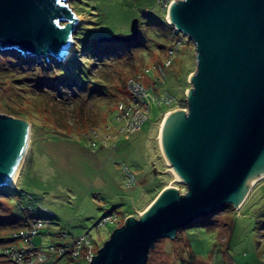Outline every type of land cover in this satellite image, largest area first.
I'll return each instance as SVG.
<instances>
[{
	"label": "rangeland",
	"instance_id": "374dc122",
	"mask_svg": "<svg viewBox=\"0 0 264 264\" xmlns=\"http://www.w3.org/2000/svg\"><path fill=\"white\" fill-rule=\"evenodd\" d=\"M169 1L66 0L79 19L72 23L73 50L64 62L0 51V114L30 124L16 183L0 189V245L9 230L34 216L27 215L29 206L42 205L55 214L54 224L34 242L58 243L50 260L67 263L68 254H56L72 248L64 232H88L81 252L95 254L129 216L140 218L135 211L142 212L162 189L186 192L168 170L158 138L167 112L186 114L188 76L196 69L194 44L166 20ZM135 18V41H98L128 33ZM132 79L146 91L145 103L134 102ZM168 93L176 98L170 107ZM145 114L141 127H133ZM111 215L113 222L97 227ZM16 245L24 246L21 240ZM0 264L15 263L0 255ZM75 264L88 263L80 255ZM145 264H264V179L239 207L226 203L173 238L158 240Z\"/></svg>",
	"mask_w": 264,
	"mask_h": 264
},
{
	"label": "water",
	"instance_id": "95a60500",
	"mask_svg": "<svg viewBox=\"0 0 264 264\" xmlns=\"http://www.w3.org/2000/svg\"><path fill=\"white\" fill-rule=\"evenodd\" d=\"M76 20L66 0H0V51L64 60ZM166 20L196 51L187 112H167L158 135L168 170L186 192L162 189L88 264H145L158 240L226 203L238 207L249 183L264 174V0H172ZM138 24L135 18L128 33L98 41L133 42ZM29 134V123L0 114V187L14 185Z\"/></svg>",
	"mask_w": 264,
	"mask_h": 264
},
{
	"label": "built area",
	"instance_id": "2783aa9c",
	"mask_svg": "<svg viewBox=\"0 0 264 264\" xmlns=\"http://www.w3.org/2000/svg\"><path fill=\"white\" fill-rule=\"evenodd\" d=\"M168 0H164V5L166 6ZM172 1V0H170ZM169 1V2H170ZM136 84L139 85L135 80H131L129 84H131V87L134 88L132 93L134 94L133 99L134 102L138 101H144L145 103V96L146 91H139L136 88ZM148 93V92H147ZM167 105L170 107L172 104L175 103V98L168 94L166 96ZM147 101V99H146ZM139 102V103H140ZM148 111V110H147ZM121 113H125L128 115V113L121 111ZM148 113V112H147ZM147 116L146 114L140 119L138 124H134L133 127L141 125L145 120ZM133 123V122H132ZM44 211L48 212L49 214H53L51 211L47 210L46 208H42ZM109 220H104L103 222H98L102 226V224L105 222L106 224L113 222V216L111 215ZM107 221V222H106ZM52 223L51 219L49 218H42V217H36L33 216L30 220L26 222V226L17 230V232H14L12 237L21 240L25 243L23 247H19L16 245L11 244L10 247L4 249L3 255H8L11 259V261L15 264H74V262L79 258L80 255L84 257V259L89 263L92 259L91 256H94L95 254L89 252L88 254H83L81 251L82 249L87 247V244H89V235L88 232L81 236H72L66 239L67 245L66 247H72L71 250L65 249V248H59L56 251V254L58 257H64L66 254H68V257H66V261L64 263H61V260L64 259H55V261L51 262L50 256L55 253L54 245L50 246L48 250L43 251L40 249H37L33 246V239L37 236L38 232L41 231L43 228L47 227ZM63 238H65V235H61ZM87 243V244H85ZM69 251V252H68ZM65 254V255H64Z\"/></svg>",
	"mask_w": 264,
	"mask_h": 264
},
{
	"label": "trees",
	"instance_id": "16d2710c",
	"mask_svg": "<svg viewBox=\"0 0 264 264\" xmlns=\"http://www.w3.org/2000/svg\"><path fill=\"white\" fill-rule=\"evenodd\" d=\"M32 59H33V58H32ZM168 94L172 95L171 93H168ZM172 96L174 97V95H172ZM174 98H175V97H174ZM175 99H176V98H175ZM146 103H147V105H148V102H147V101H146ZM146 120H147V118H146ZM146 120H145V121H146ZM145 121H144V122H145ZM142 124H143V123H142ZM142 124H141V125H142ZM141 125H140V127H141ZM0 189H2V190H7V191H8V190H12L11 187H8V186L0 187ZM161 189H162V188H161ZM42 208H45V206L39 205L38 208L35 209V210L32 209V208L29 206V207H28V213H27V215H28V216H30V215H34V216H36V217L49 218V219H51V221H52L51 224H54L55 214H49L48 212L44 211ZM46 209H47V208H46ZM27 221H28V220H25V223L22 224L20 227H18V228L15 227V228L9 230V233H8V234L6 235V237L3 239V242H4V243H2V244L0 245V246L2 247V252H1L0 255H3V254H4V253H3V252H4V249L10 247L11 244L16 245V243L18 242V240L15 239V238H13L12 235H13L14 232H17V230H19V229L25 227ZM41 232H42V230L38 232L37 236H40V235H41ZM63 234L65 235V238H64V239H67V238H69V237L75 236V235L73 234V232H64ZM37 236H36V237H37ZM34 238H35V237H34ZM1 239H2V238H1ZM63 241H64V240H63ZM23 244L25 245L24 242H23ZM55 244H58V243H53V244H48L47 246H43V245H44V242H41V241H40V244L38 245V244H36V243L34 242V239H33V246H34L35 248L40 249V250H43V251L48 250L50 246H53V245H55ZM16 246H17V245H16ZM20 247H21V246H20ZM191 257H193V255H192V254L190 255V253H189V259H190ZM85 261H86V260H85ZM86 262H87V261H86ZM61 263H64V260H61ZM74 264H75V262H74Z\"/></svg>",
	"mask_w": 264,
	"mask_h": 264
},
{
	"label": "bare ground",
	"instance_id": "6f19581e",
	"mask_svg": "<svg viewBox=\"0 0 264 264\" xmlns=\"http://www.w3.org/2000/svg\"><path fill=\"white\" fill-rule=\"evenodd\" d=\"M76 19H79V17L78 18H76ZM70 26V25H69ZM73 27V26H72ZM72 50H73V47H72V49H71V51L69 52V54L66 56V58L64 59V60H61L62 62H64L68 57H69V55L71 54V52H72ZM162 123V122H161ZM161 123H160V125H161ZM159 138V137H158ZM29 140V139H28ZM29 142V141H28ZM27 148H28V143H27V147H26V150H27ZM25 153H26V151H25ZM24 156H25V154H24ZM23 160H24V157H23ZM23 160H22V163H21V166H22V164H23ZM21 166H20V169H21ZM172 167V166H171ZM20 169H19V171H20ZM172 169V168H171ZM18 174H19V172H18ZM18 174H17V177H18ZM17 177H16V180H17ZM262 179H264V174H262L261 176H259V177H257V178H255V179H253L250 183H249V185H248V189H247V191H246V193H245V196L247 195V193L249 192V190L252 188V186L255 184V183H257L258 181H260V180H262ZM16 180H15V183H16ZM15 183H14V185H15ZM13 185V186H14ZM10 186V185H9ZM245 196H244V198H245ZM243 198V199H244ZM242 202V201H241ZM241 204V203H240ZM240 206V205H239ZM238 206V207H239Z\"/></svg>",
	"mask_w": 264,
	"mask_h": 264
}]
</instances>
